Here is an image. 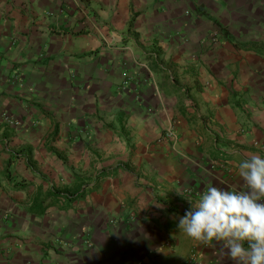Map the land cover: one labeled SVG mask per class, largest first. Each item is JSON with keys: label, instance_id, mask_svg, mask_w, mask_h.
Masks as SVG:
<instances>
[{"label": "crops", "instance_id": "1", "mask_svg": "<svg viewBox=\"0 0 264 264\" xmlns=\"http://www.w3.org/2000/svg\"><path fill=\"white\" fill-rule=\"evenodd\" d=\"M252 156L264 0H0V264H235L177 225Z\"/></svg>", "mask_w": 264, "mask_h": 264}, {"label": "clouds", "instance_id": "2", "mask_svg": "<svg viewBox=\"0 0 264 264\" xmlns=\"http://www.w3.org/2000/svg\"><path fill=\"white\" fill-rule=\"evenodd\" d=\"M247 190L207 187L178 229L200 243L222 242L235 264H264V157L240 161Z\"/></svg>", "mask_w": 264, "mask_h": 264}, {"label": "built area", "instance_id": "3", "mask_svg": "<svg viewBox=\"0 0 264 264\" xmlns=\"http://www.w3.org/2000/svg\"><path fill=\"white\" fill-rule=\"evenodd\" d=\"M10 124H13V125H16V123H14L13 121H8ZM168 138H172L173 140H177V135L172 132V131H169L168 132V135H167Z\"/></svg>", "mask_w": 264, "mask_h": 264}, {"label": "trees", "instance_id": "4", "mask_svg": "<svg viewBox=\"0 0 264 264\" xmlns=\"http://www.w3.org/2000/svg\"><path fill=\"white\" fill-rule=\"evenodd\" d=\"M68 197V196H67Z\"/></svg>", "mask_w": 264, "mask_h": 264}]
</instances>
